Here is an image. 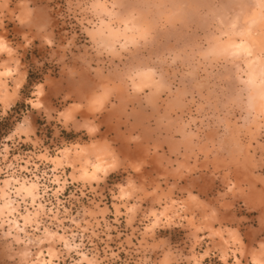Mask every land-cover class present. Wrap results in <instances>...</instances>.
<instances>
[{"label": "clouds", "instance_id": "1", "mask_svg": "<svg viewBox=\"0 0 264 264\" xmlns=\"http://www.w3.org/2000/svg\"><path fill=\"white\" fill-rule=\"evenodd\" d=\"M136 3L151 7L93 0L85 11L95 23L77 35L89 47L104 36L115 49L126 46L132 21L146 22L150 35L191 33L177 58L195 66L199 92L181 97L152 70L137 88L148 89L171 137L151 149L117 136L107 123L111 97L94 103L99 89L82 98L65 84L55 94L44 77L60 79V68L44 62L39 82L21 75L53 39L28 29V0H0V116L14 100L28 113L0 139V264H127L126 244L136 264H173V256L178 264H264V204L248 194L264 187V0ZM220 121L230 145L217 166L207 145Z\"/></svg>", "mask_w": 264, "mask_h": 264}, {"label": "rangeland", "instance_id": "2", "mask_svg": "<svg viewBox=\"0 0 264 264\" xmlns=\"http://www.w3.org/2000/svg\"><path fill=\"white\" fill-rule=\"evenodd\" d=\"M92 3L93 0H28V8L31 9L27 15L28 29L32 34L48 35L53 39V46L48 48L42 44L39 60L37 57L25 60L20 67L21 75L28 71L32 72L34 76L30 83L34 84L39 82L36 77L43 75L45 71L39 66L40 62L46 63L48 67L58 66L60 79L44 77L48 90L58 94L67 84L73 92L84 98L88 93L99 89L101 94L94 96V103L99 105L106 96L111 97L107 123L113 126L117 136L124 135L131 143H144L149 149L158 146L161 142H168L171 137L166 122L149 107L145 95L148 89L140 92L137 90L138 87L135 89L133 85L138 83V78L135 77L137 74L152 70L176 84L181 97L198 93L202 82L195 66L190 60L185 62L177 58V54L188 47L191 33L185 30L159 29L150 35L146 22L132 21L127 38L128 42L132 39L131 44L127 39L126 41L122 39L121 44L126 46L121 48L117 45L113 49L107 42L103 43L104 36H95L89 47L86 42L80 40L77 33L84 30L82 25L88 20L92 19L95 23L92 13L85 11ZM134 6L145 9L151 7L149 3L137 4L136 0H125L126 8ZM64 28H67V31H63ZM55 30L59 31L53 35ZM11 31L15 36L19 35L15 29ZM152 71L146 72L149 74V79L152 78ZM11 86L10 82L9 91ZM24 91L27 92L28 89ZM98 97H102L103 101L95 102ZM45 102L47 104V100ZM10 103H14L15 107L6 117L0 116V139L6 136L18 121L28 115L26 110H22L19 102L14 100ZM0 110H3L2 105ZM121 129L123 132L120 131ZM229 145L228 123L220 121L208 139L207 146L211 150L209 160L217 166H222V161L228 156ZM96 148L105 151L107 144L98 143ZM175 151L190 152V147L187 143H176ZM41 170H44V165H41ZM191 179L197 182L200 177L194 175ZM248 194L256 203L264 204V187L253 188ZM125 247L128 248L127 264H136L135 248L127 244ZM172 261L173 264H178L175 256Z\"/></svg>", "mask_w": 264, "mask_h": 264}, {"label": "bare ground", "instance_id": "3", "mask_svg": "<svg viewBox=\"0 0 264 264\" xmlns=\"http://www.w3.org/2000/svg\"><path fill=\"white\" fill-rule=\"evenodd\" d=\"M147 6V5H146ZM138 23V22H137ZM136 24V23H135ZM137 27L139 26V25H136ZM129 27H131V26H129ZM133 27V26H132ZM134 28H136V27H134ZM138 28H140V27H138ZM143 29V28H142ZM142 29H140V30H142ZM138 30V29H137ZM139 31V30H138ZM140 32H142V31H140ZM144 32V31H143ZM142 32V33H143ZM133 34V33H132ZM129 38V37H128ZM134 39V38H133ZM130 40V39H129ZM132 40V39H131ZM131 40H130V42H128V39H127V42L129 43V44H131ZM126 41V40H125ZM107 42V44L109 45V43H110V41H108L107 40V38L105 37L104 39H103V43H106ZM126 43V42H125ZM126 45V44H125ZM110 49V48H109ZM138 69V68H137ZM140 69V68H139ZM136 70V69H135ZM145 71V70H144ZM148 71V73H149V70H146V72ZM135 72V71H134ZM146 72H140L139 74H137L135 77L136 78H138V83L136 82V84H134L133 86H135V89H136V87H138L139 85H141V84H143V82H145L146 80H150L149 79V74H147ZM135 75V74H134ZM133 76V75H132ZM132 78V77H131ZM132 81V80H131ZM147 82V81H146ZM131 83H133V82H131ZM134 89V88H133ZM101 101H103L102 100V97H98L97 99H95V102H98V103H100ZM227 147V146H226ZM224 148H225V146H224ZM228 148V147H227ZM227 150H229V149H227Z\"/></svg>", "mask_w": 264, "mask_h": 264}]
</instances>
